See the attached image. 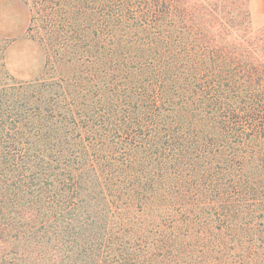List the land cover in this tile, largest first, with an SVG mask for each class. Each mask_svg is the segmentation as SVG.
<instances>
[{
  "label": "trees",
  "instance_id": "16d2710c",
  "mask_svg": "<svg viewBox=\"0 0 264 264\" xmlns=\"http://www.w3.org/2000/svg\"><path fill=\"white\" fill-rule=\"evenodd\" d=\"M21 1L43 63L0 38V264H264L246 0Z\"/></svg>",
  "mask_w": 264,
  "mask_h": 264
},
{
  "label": "rangeland",
  "instance_id": "374dc122",
  "mask_svg": "<svg viewBox=\"0 0 264 264\" xmlns=\"http://www.w3.org/2000/svg\"><path fill=\"white\" fill-rule=\"evenodd\" d=\"M246 3L250 29L245 39L250 42L264 39V14H260L257 7L253 8L252 0ZM28 22V7L21 0H0V38L6 40V67L21 79L37 73L43 63L37 46L26 36Z\"/></svg>",
  "mask_w": 264,
  "mask_h": 264
},
{
  "label": "crops",
  "instance_id": "0c3cea01",
  "mask_svg": "<svg viewBox=\"0 0 264 264\" xmlns=\"http://www.w3.org/2000/svg\"><path fill=\"white\" fill-rule=\"evenodd\" d=\"M252 6L257 7L260 14H264V0H252Z\"/></svg>",
  "mask_w": 264,
  "mask_h": 264
}]
</instances>
